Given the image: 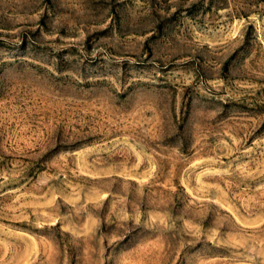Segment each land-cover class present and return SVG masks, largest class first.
I'll return each mask as SVG.
<instances>
[{"label": "rangeland", "instance_id": "rangeland-1", "mask_svg": "<svg viewBox=\"0 0 264 264\" xmlns=\"http://www.w3.org/2000/svg\"><path fill=\"white\" fill-rule=\"evenodd\" d=\"M0 264H264V0H0Z\"/></svg>", "mask_w": 264, "mask_h": 264}]
</instances>
